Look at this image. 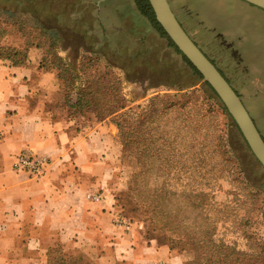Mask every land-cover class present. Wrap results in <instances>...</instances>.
I'll return each mask as SVG.
<instances>
[{
  "label": "rangeland",
  "instance_id": "obj_1",
  "mask_svg": "<svg viewBox=\"0 0 264 264\" xmlns=\"http://www.w3.org/2000/svg\"><path fill=\"white\" fill-rule=\"evenodd\" d=\"M168 1L187 34L229 79L264 138V9L244 0ZM88 2L0 0V55L38 43L50 65L68 64L67 85L80 86L86 78V87L74 95L89 106L82 100L67 111L108 117L117 127L121 155L112 181L117 223L126 232L134 228L139 242L169 247L180 264H264V168L221 100L165 45L149 40L145 50L122 34L99 40V24L84 32L91 20ZM61 48L73 51L72 61L59 57ZM85 49L98 52L76 58ZM71 90L60 91L57 103L64 105ZM95 252L55 242L43 264H145L127 252L126 258L109 259L110 249L99 263Z\"/></svg>",
  "mask_w": 264,
  "mask_h": 264
},
{
  "label": "crops",
  "instance_id": "obj_2",
  "mask_svg": "<svg viewBox=\"0 0 264 264\" xmlns=\"http://www.w3.org/2000/svg\"><path fill=\"white\" fill-rule=\"evenodd\" d=\"M86 6L91 24L85 23L84 32L91 34V25L99 24L100 32L95 30L99 40H115L122 34L145 50L153 40L183 59L135 0H94ZM70 16L75 18L74 11ZM82 52L98 51L78 50L76 58ZM71 53L61 48L58 55L68 63ZM25 55L20 63L0 57V264H43L45 250L55 242L99 250L98 255L95 252L99 263L108 256L115 260L130 255L135 263L180 264L179 255L169 247L153 240L141 243L134 228L126 232L117 223L113 190L117 182L112 181L121 155L117 127L108 117L86 112L78 117L65 108L76 100L74 91L86 87V78L80 86L67 85L68 64L47 63V51L40 45H29ZM111 67L126 77L121 67ZM78 72L86 75L84 70ZM160 84L139 86L154 89ZM69 88L68 101L58 104L59 92ZM23 150L46 160L43 175L29 176L16 169V157ZM107 249L111 255L102 253Z\"/></svg>",
  "mask_w": 264,
  "mask_h": 264
},
{
  "label": "water",
  "instance_id": "obj_3",
  "mask_svg": "<svg viewBox=\"0 0 264 264\" xmlns=\"http://www.w3.org/2000/svg\"><path fill=\"white\" fill-rule=\"evenodd\" d=\"M156 20L182 54L199 71L202 79L214 90L234 120L250 151L264 168V138L242 102L240 95L216 65L187 34L176 18L168 0H148ZM264 9V0H244Z\"/></svg>",
  "mask_w": 264,
  "mask_h": 264
},
{
  "label": "trees",
  "instance_id": "obj_4",
  "mask_svg": "<svg viewBox=\"0 0 264 264\" xmlns=\"http://www.w3.org/2000/svg\"><path fill=\"white\" fill-rule=\"evenodd\" d=\"M140 8V10L142 11L143 14H145L146 16H148V18L152 21V23L156 26V28L168 39L169 41V44L171 46L174 47V49L181 54L183 60L188 64V66L192 69V71L197 74L200 78H202L201 74L199 73V71L191 64V62L182 54V52L177 48V46L173 43V41L168 37V35L166 34V32L163 30V28L161 27V25L159 24V22L156 20L155 18V14L153 12V9L149 3L148 0H135ZM31 45V44H28V46ZM36 45H39L38 43H36ZM28 47H25V49L22 50H18V49H15V48H7V51H6V54L3 55V57H8L10 58L14 63H20V62H23L26 58V55H25V51L27 50ZM2 55H0L1 57ZM212 61V60H211ZM213 62V61H212ZM49 63V60L48 62ZM210 88L211 86L205 82ZM211 90L213 91V93L215 94V96L218 98V96L216 95V93L214 92V90L211 88ZM219 99V98H218ZM82 100H84L83 98L80 97V94H78V96H76V100L74 101V103H71L70 101L67 103V110L70 108V106H75V105H80L82 104ZM84 104L89 106L88 101L87 100H84ZM123 104L121 103L118 108L121 109L123 108ZM222 107L225 109V111L227 112L226 110V107L222 104ZM68 112V111H67ZM71 114V113H69ZM227 114L229 115V113L227 112ZM72 115V114H71ZM80 114H78L79 116ZM230 116V115H229ZM233 124L236 126L234 120L232 121ZM117 126H118V122H117ZM237 127V126H236ZM236 130L238 131V133L240 134L239 132V129L238 127L236 128ZM241 135V134H240ZM242 136V135H241ZM223 263L225 264H230L229 261L227 260H223L222 261ZM60 264V263H58ZM71 264H78V263H71Z\"/></svg>",
  "mask_w": 264,
  "mask_h": 264
},
{
  "label": "built area",
  "instance_id": "obj_5",
  "mask_svg": "<svg viewBox=\"0 0 264 264\" xmlns=\"http://www.w3.org/2000/svg\"><path fill=\"white\" fill-rule=\"evenodd\" d=\"M46 160L30 150H23L16 157L15 167L29 176L39 177L46 168Z\"/></svg>",
  "mask_w": 264,
  "mask_h": 264
},
{
  "label": "flooded vegetation",
  "instance_id": "obj_6",
  "mask_svg": "<svg viewBox=\"0 0 264 264\" xmlns=\"http://www.w3.org/2000/svg\"><path fill=\"white\" fill-rule=\"evenodd\" d=\"M213 63L216 65V67L219 69V71L224 75V73L220 70V68L217 66V64L213 61ZM224 77L227 79V81L230 83L229 79L224 75ZM231 84V83H230Z\"/></svg>",
  "mask_w": 264,
  "mask_h": 264
}]
</instances>
